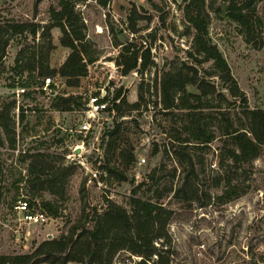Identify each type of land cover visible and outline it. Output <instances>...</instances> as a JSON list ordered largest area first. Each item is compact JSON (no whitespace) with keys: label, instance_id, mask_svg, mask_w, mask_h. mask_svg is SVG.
<instances>
[{"label":"rangeland","instance_id":"1","mask_svg":"<svg viewBox=\"0 0 264 264\" xmlns=\"http://www.w3.org/2000/svg\"><path fill=\"white\" fill-rule=\"evenodd\" d=\"M59 1L0 0V23L40 25L36 38L24 40L20 35L13 36L0 59V109L4 102L16 100L12 116L16 121L18 139L15 151L7 143L5 147H0V155L5 161L4 179L7 181L10 164L17 159L20 151L36 147L41 141H54L50 155L60 163L73 167L66 178L69 200L64 203L58 218L48 216L42 224L26 221L22 209L16 208L18 202L14 205L15 191L11 187L7 190L6 201L0 206V255L29 253L42 241L59 238L83 217L82 206L85 203L90 208L96 207L99 212L106 209V199L129 207L133 187L143 180H147L145 189L152 183L163 188L171 183H180L185 174L183 167L163 153L168 145L167 137L175 133L173 127L175 122L179 124L182 113L176 110L172 114H164L160 94L153 86L155 78H160L164 70L176 67L186 58L191 46L192 37L185 34L182 0L179 3L155 0L159 4L158 11H154L147 0H108L107 8L94 0L80 1L76 10L83 16L87 39L97 61L88 66V75L82 79L80 87H69L62 77L55 75L59 83L58 94L54 91L38 93L35 99H25L21 92L18 93L21 86H13L21 77L17 75L16 59L22 50L44 53L52 45L49 66L55 69L71 52L60 43V28L50 30V41L41 36L43 27L51 22L49 9L59 8ZM133 4L143 7L140 9L142 13L152 15L153 19L151 22L149 19L139 22L143 29L140 34L133 36L126 31L121 38L123 41L136 40L139 45H151L155 64L142 75L132 72L125 76L116 63L120 48L114 44L109 33L105 13L110 9L115 21L125 22ZM162 16L166 19L164 23ZM210 32L227 58L239 86L247 94L250 106L264 108V27L259 28L253 37L259 48L247 41L239 28L228 20L214 16ZM149 33H153V36H148ZM141 36L144 42L139 38ZM27 76L28 72L25 71L22 77ZM142 83L147 108L129 114L124 107L127 115L123 117H118L117 113L113 116L103 114V134L107 129H112L115 116L118 122H123L124 133L112 160L127 177V180L119 181L100 168L105 154L101 136L98 140L91 137L84 139V135L78 132L84 117L83 106L75 103L72 110L58 111L53 107V101L57 95H64L80 96L82 100L79 102H83L84 97L100 93L101 90L107 91L111 98L117 89L122 88L127 101L134 103L139 100L138 89ZM149 83L150 90L147 92ZM214 103L218 104V101ZM20 107L27 110V119L22 123L19 119ZM217 115L213 114L212 121L220 131L218 125L221 122ZM24 125L32 131L30 135L37 133V136L25 133L22 138L20 133ZM34 126L35 130H32ZM50 126L51 129L46 131ZM83 139L85 144L82 147ZM224 139L219 136L196 154L203 164L194 185L200 190L201 197L204 193L211 195V204L200 207L199 201H177L171 197L164 201L167 208L175 211L170 224V246L173 251L170 264H264V159L234 166L226 157L230 144ZM131 151L136 157L130 164L127 160ZM143 158L145 163L140 164ZM175 167L177 171L173 177ZM150 175L154 179L151 180ZM227 178L239 187L241 194L237 199L223 203L217 197L223 193ZM20 195L24 199L30 197L24 189ZM33 206V210L41 212L38 205ZM125 257V252L120 253L115 263H122Z\"/></svg>","mask_w":264,"mask_h":264},{"label":"trees","instance_id":"2","mask_svg":"<svg viewBox=\"0 0 264 264\" xmlns=\"http://www.w3.org/2000/svg\"><path fill=\"white\" fill-rule=\"evenodd\" d=\"M80 1L83 0H60L59 8L51 7V22L43 27L44 31L41 33L44 39L50 41V30L53 27L60 28V43L71 50L65 61L56 69L49 66L52 45L44 53L24 49L16 59L17 75L21 77L13 86L31 89L36 84V74L59 75L67 86H81L82 79L88 75V66L97 61V57L87 39L83 16L76 10ZM94 1L104 8L108 6V0ZM147 2L154 11H158L159 4L155 0ZM174 2L179 3V0ZM180 4L185 20V34L192 37V43L186 58L176 67L164 70L160 78H155L153 86L160 94L164 114H172L176 110L182 113L179 124L175 122L176 125L172 126L175 133L167 137L168 145L164 147L163 153L183 167V180L163 188L152 183L145 189V179L133 187L129 207L106 199V209L99 212L96 207L90 208L85 203L82 206L83 217L67 233L59 238L42 241L29 253L0 255V264H115L117 255L122 252L126 253L124 261L130 262L129 264H150L152 261L153 264H170L173 258L170 224L175 211L167 208L164 201L171 197L177 201H199L200 207H207L212 200L209 193H204L201 197L200 190L194 185L203 164L196 157L197 151L210 146L222 136L230 144L226 149V157L234 166L264 159V108L250 106L247 94L239 86L227 58L210 32L214 16L228 20L239 28L247 41L259 48L260 45L253 41V37L259 28L264 27V0H182ZM142 8L133 4L125 22L115 21L110 9L105 13L106 26L114 44L120 48L116 63L125 76L132 72L142 75L155 64L151 45H139L136 40L123 41L121 38L126 31L133 36L140 34L143 30L139 26L140 21L149 19L151 22L152 15L142 13ZM161 21H166L164 16ZM39 27L36 23H0V59L5 55L13 36L20 35L24 40L36 38ZM148 36H153V33ZM139 38L144 42L143 36ZM208 63L210 66L207 67ZM25 71L28 76L23 78ZM148 90L150 83L147 85V92ZM145 92L142 83L138 89L139 100L134 103L127 101L122 88L117 89L111 98L107 92L103 100L107 102L105 113L113 116L115 112L118 117H123L127 113L141 112L143 107L147 108ZM38 93L44 91L30 90L22 96L25 99H35ZM81 98L57 95L53 107L58 111L72 110L75 103L83 106V102H79ZM216 100L218 104L214 103ZM15 106L14 99L4 102L0 109V147H5L7 143L14 151L18 142L16 121L12 116ZM124 107L128 110L127 113ZM26 112L25 108L20 107L21 123L27 119ZM213 114H218L220 131L214 127ZM50 129L51 126L46 131ZM31 132L24 125L20 136L24 138L25 133L30 135ZM123 133V122H118L115 116L114 126L102 136L105 154L100 168L119 181H125L127 177L112 160ZM30 136H37V133ZM53 143L55 144L54 141ZM53 143L41 141L36 147L20 151L17 159L10 164L7 181L4 179L5 161L0 155V206L6 201L7 190L11 187L15 191L14 205L25 200L30 209L33 205H38L47 216H60L64 203L69 200L66 178L73 167L60 163L50 155ZM135 157L131 151L127 162L131 164ZM176 171L177 167L173 168V177ZM150 178L154 179L153 175ZM23 189L30 197H20ZM240 194L239 187L227 178L225 189L217 198L227 203L237 199ZM133 256L140 260L134 261Z\"/></svg>","mask_w":264,"mask_h":264},{"label":"built area","instance_id":"3","mask_svg":"<svg viewBox=\"0 0 264 264\" xmlns=\"http://www.w3.org/2000/svg\"><path fill=\"white\" fill-rule=\"evenodd\" d=\"M60 77L59 75H56ZM40 81V82H39ZM59 88V83L57 82L56 78L54 76H40L36 75V84L31 89L21 87L18 88V93L21 92V94L26 93L27 91L33 90V91H44V93H50L55 92L58 94L57 89ZM107 95V91L101 90L100 93H94L91 94L89 97L83 98V113L84 117L79 124L78 132L84 135V139H87L89 137L93 139H99L100 136L102 138L103 136V114L105 113V109L107 106V102H104V98ZM115 114V112L113 113ZM101 126V127H100ZM83 139L82 147L85 144V140ZM145 163V159H141L140 164ZM17 209H22V212H24V218L29 223H44L48 216L40 211H35L33 209H30L27 205V202L25 200L18 201V204L16 205ZM134 261L140 260L139 257H132ZM129 264L130 262L123 261L122 263H115V264ZM152 264V262H149Z\"/></svg>","mask_w":264,"mask_h":264}]
</instances>
